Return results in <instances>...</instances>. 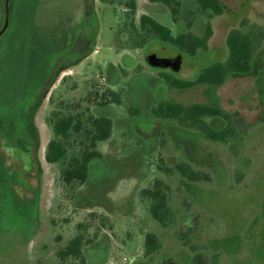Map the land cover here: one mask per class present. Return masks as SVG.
<instances>
[{
  "label": "rangeland",
  "instance_id": "obj_1",
  "mask_svg": "<svg viewBox=\"0 0 264 264\" xmlns=\"http://www.w3.org/2000/svg\"><path fill=\"white\" fill-rule=\"evenodd\" d=\"M182 1L175 29L185 30V21L192 20V31L201 32L196 1ZM221 1L225 11L211 19L208 50L192 57L158 41L132 47L129 34L120 32L127 8L118 3L11 0L10 25L0 43L4 126L18 117L52 62L69 51L79 26L86 24L94 35L81 58L61 66L37 106L40 175L32 203L17 205L0 168V264H80L71 258L62 261L57 251L81 232L89 240L83 247L86 264H161L166 259L177 264H264V43L251 74L230 76L218 88L178 89L165 79H194L203 67L226 59L231 29L264 26V0ZM136 2L137 20L146 13L173 25L164 4ZM4 16L1 5L0 29ZM151 54L161 59L181 54L180 67H152L147 61ZM92 82L121 90L124 102L92 108L112 118L113 132L100 145L103 158L93 162L89 179L71 195L60 178V165L45 159L53 136L46 119L59 101L84 97ZM162 100L218 103L234 114L242 140L214 142L173 120L153 117L151 108ZM128 106L139 114L129 113ZM207 121L215 129L225 125L220 117ZM182 160L209 172L212 181L191 182L175 170L166 172ZM156 178L171 189L175 219L169 226L153 219L149 201L140 194ZM149 232L158 236L161 247L147 255Z\"/></svg>",
  "mask_w": 264,
  "mask_h": 264
},
{
  "label": "trees",
  "instance_id": "obj_2",
  "mask_svg": "<svg viewBox=\"0 0 264 264\" xmlns=\"http://www.w3.org/2000/svg\"><path fill=\"white\" fill-rule=\"evenodd\" d=\"M4 0H0V6ZM106 4L124 5V21L120 32H127L134 48L144 47L152 41L169 45L180 53L195 57L208 50V43L213 35L211 19L225 11L221 0H195L199 16L203 20L201 32L192 31V20L185 21V30H176L182 0H150L162 3L171 12L173 25L161 23L153 16L143 13L137 20L136 0H101ZM264 43V26L253 25L247 30L233 28L229 31L226 44L228 55L224 60H215L203 67L199 74L190 80L179 79L165 75L167 83L178 89H189L201 85L222 86L230 76L249 75L254 71V58ZM177 57H182L179 54ZM122 91L95 82L84 97L58 102L47 117L53 136L45 150V159L50 163L60 165V178L65 190L73 195L78 186L88 179L91 166L95 160H101L102 142L108 140L113 132V120L106 115H97L93 107H103L109 104L123 105ZM129 113L139 114V109L127 107ZM151 115L158 119H168L180 126L201 132L205 138L214 142H240L242 134L238 129L237 120L232 112L220 104L211 102H182L162 100L151 108ZM220 117L225 121L222 129H215L207 118ZM177 171L183 178L191 182H211L209 172L194 168L186 161H177L166 172ZM170 186L162 179L156 178L151 187L141 190V197L149 201L148 211L155 221L163 226L174 222L175 214L170 206ZM81 228L82 224L79 225ZM89 242L84 233H78L68 243L57 251L62 261L73 259L80 264H86L84 245ZM161 242L154 233H147L145 238L146 254L158 251Z\"/></svg>",
  "mask_w": 264,
  "mask_h": 264
},
{
  "label": "flooded vegetation",
  "instance_id": "obj_3",
  "mask_svg": "<svg viewBox=\"0 0 264 264\" xmlns=\"http://www.w3.org/2000/svg\"><path fill=\"white\" fill-rule=\"evenodd\" d=\"M10 3L11 0H4L2 3L5 7V16L4 24L0 29V43L10 25ZM86 20H88L87 16ZM92 34L90 35L86 24L80 25L69 51L52 62L45 81L35 94L23 102L18 117L9 119V123L5 126L0 123V168L4 171L6 187L17 205L20 203L24 206L26 202L32 203L31 194L37 191L35 182L37 183L40 175L41 148V137L35 118L37 106L49 91L61 66L78 60L88 50L93 42L91 36L94 34ZM168 67L172 68L171 65ZM161 264L177 263L166 259Z\"/></svg>",
  "mask_w": 264,
  "mask_h": 264
},
{
  "label": "water",
  "instance_id": "obj_4",
  "mask_svg": "<svg viewBox=\"0 0 264 264\" xmlns=\"http://www.w3.org/2000/svg\"><path fill=\"white\" fill-rule=\"evenodd\" d=\"M148 63L152 67H158V66H170L174 70H178L180 67L181 63V57L178 58H166V59H161L158 58L155 54H151L147 58Z\"/></svg>",
  "mask_w": 264,
  "mask_h": 264
}]
</instances>
